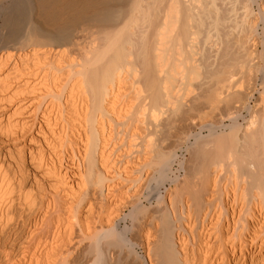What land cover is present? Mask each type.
<instances>
[{
	"label": "bare ground",
	"instance_id": "6f19581e",
	"mask_svg": "<svg viewBox=\"0 0 264 264\" xmlns=\"http://www.w3.org/2000/svg\"><path fill=\"white\" fill-rule=\"evenodd\" d=\"M0 264H264V0H0Z\"/></svg>",
	"mask_w": 264,
	"mask_h": 264
},
{
	"label": "rangeland",
	"instance_id": "374dc122",
	"mask_svg": "<svg viewBox=\"0 0 264 264\" xmlns=\"http://www.w3.org/2000/svg\"><path fill=\"white\" fill-rule=\"evenodd\" d=\"M256 8V7H255ZM204 134H206V131H204ZM179 152V153H178ZM176 153L177 154H179L178 155V157H177V159H178V161H179V158H180V160H187L188 158H187V156H188V154L190 155V153H188V151H186L185 149L182 151V150H180V149H176ZM182 153L184 154L183 156H182ZM181 154V155H180ZM182 158V159H181ZM184 158V159H183ZM177 159L175 158L174 159V162H172V171H177L178 170V167H179V163L177 162ZM176 167V169L174 170V168ZM153 170V169H152ZM152 170H150V172H151V174H150V178H152L153 177V173H154V171H152ZM177 174H179V172L177 171L176 172ZM169 174L170 175H172L171 174V172H169ZM150 178L147 180V181H145L143 184H142V188H144V189H142L141 188V192H143V193H141V195H139L138 196V200L137 201H141V205H140V207H138L137 209H138V211H137V209H136V211H135V215H134V217H128V218H126V221L125 222H123V218H124V214L122 213V221H120V223H119V228L120 229H122L123 227H124V225L125 224H127L128 226H130V228H132V224H134V223H136L137 225L140 223V219L142 220V219H144V216H145V220H147L148 218H150V217H153L154 215H150V214H155V212H156V210H154L155 212H151V211H153V208H156V205H157V207L159 208V207H161V204H159V200H157V198H155V197H157V195H154L153 196V194H152V192H153V188L152 189H150L151 187H152V185H153V182L155 183V181L153 180V179H151L150 180ZM145 187H144V186ZM161 185V184H160ZM160 185H158L157 186V188L156 189H158V190H161V191H157L156 192V194L158 193V194H163L164 192H165V190L164 189H166V188H168L170 185H169V181H166V182H164V183H162V185L160 186ZM169 185V186H168ZM150 186V188L148 189V187ZM160 186V187H159ZM164 186V187H163ZM149 190H151V192L149 191ZM164 190V191H163ZM146 191L148 192V193H146ZM150 193V194H149ZM143 194V195H142ZM148 194V195H147ZM144 195H146V197L144 196ZM151 198H150V197ZM154 199H153V198ZM146 200H145V199ZM139 199H141V200H139ZM148 199H149V201H148ZM151 199V200H150ZM154 203V204H153ZM160 205V206H158V204ZM131 205H133L134 204V201H133V203L131 202L130 203ZM130 204H126L127 205V207L126 206H123V208L125 209H123L122 208V212H124V213H126V214H128L129 213V211L132 209V206L130 205ZM150 208H151V211H150ZM158 208H156L157 210H158ZM160 209V208H159ZM150 212V213H149ZM146 214V215H145ZM147 214H149L148 216H147ZM156 215V214H155ZM150 216V217H149ZM148 217V218H147ZM134 218V219H133ZM137 218V219H136ZM133 219V223H131L132 220ZM142 222V221H141ZM124 223V225H122ZM123 226V227H122ZM122 227V228H121ZM134 232L135 231H133V233L131 232V234H134ZM130 234V236H132ZM138 236V235H137ZM132 239V242H134V244H137V242H138V245H133V247L131 248V250H132V252L134 253L135 252V254H133V255H136V256H138V257H142L143 256V247H142V244H141V241L143 240L142 239V237L141 236H138V237H136V235H135V237H132L131 238ZM142 239V240H141ZM136 240H138V241H136ZM140 241V242H139ZM136 242V243H135ZM128 249H129V247H127ZM126 248V249H127ZM125 249V250H126ZM140 254V255H139Z\"/></svg>",
	"mask_w": 264,
	"mask_h": 264
}]
</instances>
